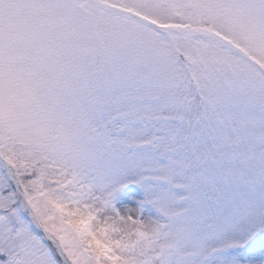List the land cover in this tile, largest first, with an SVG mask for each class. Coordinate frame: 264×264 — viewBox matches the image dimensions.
Wrapping results in <instances>:
<instances>
[{
  "label": "snow or ice",
  "instance_id": "1",
  "mask_svg": "<svg viewBox=\"0 0 264 264\" xmlns=\"http://www.w3.org/2000/svg\"><path fill=\"white\" fill-rule=\"evenodd\" d=\"M0 264H264V0H0Z\"/></svg>",
  "mask_w": 264,
  "mask_h": 264
}]
</instances>
